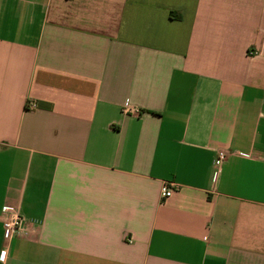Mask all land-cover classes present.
I'll return each mask as SVG.
<instances>
[{"label":"crops","instance_id":"obj_1","mask_svg":"<svg viewBox=\"0 0 264 264\" xmlns=\"http://www.w3.org/2000/svg\"><path fill=\"white\" fill-rule=\"evenodd\" d=\"M9 209L4 264H264V0H0Z\"/></svg>","mask_w":264,"mask_h":264},{"label":"built area","instance_id":"obj_2","mask_svg":"<svg viewBox=\"0 0 264 264\" xmlns=\"http://www.w3.org/2000/svg\"><path fill=\"white\" fill-rule=\"evenodd\" d=\"M27 107L33 109L35 104L33 102H27ZM122 113L126 115L138 116L140 111L137 108H133L128 104L124 105L122 108ZM227 158V152L223 150H218L216 152V157L214 159V170L220 172L223 162ZM173 184L165 183L160 188V197L162 199H167L171 196L173 191ZM25 219L15 210H6L4 217L2 219L3 226V241L4 248L0 251V264H4L7 257V250L11 240L25 232Z\"/></svg>","mask_w":264,"mask_h":264}]
</instances>
